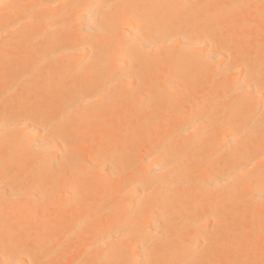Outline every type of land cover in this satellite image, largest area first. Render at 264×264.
Listing matches in <instances>:
<instances>
[{
  "label": "bare ground",
  "instance_id": "obj_1",
  "mask_svg": "<svg viewBox=\"0 0 264 264\" xmlns=\"http://www.w3.org/2000/svg\"><path fill=\"white\" fill-rule=\"evenodd\" d=\"M0 264H264V0H0Z\"/></svg>",
  "mask_w": 264,
  "mask_h": 264
}]
</instances>
